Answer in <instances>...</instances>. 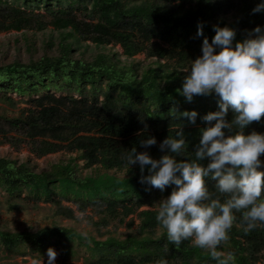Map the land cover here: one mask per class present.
I'll return each mask as SVG.
<instances>
[{
  "label": "trees",
  "instance_id": "1",
  "mask_svg": "<svg viewBox=\"0 0 264 264\" xmlns=\"http://www.w3.org/2000/svg\"><path fill=\"white\" fill-rule=\"evenodd\" d=\"M259 2L0 0V32L43 30L51 24L57 30L70 29L79 39L98 46L120 45L129 58L144 54L158 60L157 67L140 75L134 66L121 65L112 56L76 59L72 45L62 44L58 58L0 68L1 99L10 105L16 103L12 94L28 99L22 117H0V141H12L5 129L8 126L22 134L38 156L65 150L77 153L87 168L126 174L84 177L72 163L37 173L27 164L0 159V191L11 201H45L60 207L63 201L74 202L82 212L93 209L104 226L124 223L131 216L140 220L137 232L125 240L110 237L102 241L62 227L35 234L0 231V261L27 256L40 261L48 258L51 247L63 261L82 258L84 264H216L190 241L176 246L167 240L156 215L158 202L173 186L161 192L142 184L139 166L129 168L126 156L136 147L158 159L164 154L160 142L174 136L179 127L189 141V151L194 149L200 128L206 126L202 117L218 110V98L195 96L186 101L178 92L186 75L183 70L190 60L202 55L203 39L211 42L213 25L235 29L233 46L255 27L264 28V11H252ZM235 12L233 23L223 20ZM198 23H203V36L197 35ZM186 110L198 112L195 124L181 116ZM233 116L230 110L227 119ZM253 130L264 133V117L244 131ZM149 136L156 137L157 144L145 149L140 141ZM209 187L220 195L214 182L209 181ZM236 216L223 250L235 254V264H264V225L246 233L242 214Z\"/></svg>",
  "mask_w": 264,
  "mask_h": 264
},
{
  "label": "clouds",
  "instance_id": "2",
  "mask_svg": "<svg viewBox=\"0 0 264 264\" xmlns=\"http://www.w3.org/2000/svg\"><path fill=\"white\" fill-rule=\"evenodd\" d=\"M252 11H264V0ZM213 28L211 42L203 39L202 55L184 68L178 91L188 102L195 96L218 98V110L202 117L206 126L200 128L199 142L189 151L179 127L160 142L164 154L158 159L133 147L126 161L129 168L139 166L142 184L161 192L173 186L158 202L156 215L168 241L176 246L190 241L216 264H235V254L223 246L230 240L236 213L242 214L246 233L264 225V133L244 131L264 117V28L255 27L234 46V28L219 24ZM197 35L203 36V23H198ZM230 110L234 116L229 121ZM181 116L195 124L198 112L186 110ZM140 144L147 149L157 139L149 136ZM209 181L220 195L210 190ZM57 255L50 247L47 264H56Z\"/></svg>",
  "mask_w": 264,
  "mask_h": 264
},
{
  "label": "rangeland",
  "instance_id": "3",
  "mask_svg": "<svg viewBox=\"0 0 264 264\" xmlns=\"http://www.w3.org/2000/svg\"><path fill=\"white\" fill-rule=\"evenodd\" d=\"M236 18L237 12L230 13L223 20L231 24ZM62 44L72 45V55L76 59L92 61L99 55L112 56L113 60L121 65L134 66L140 75L148 69L157 67L158 64L156 58H149L144 54L129 58L120 45L98 46L90 41L79 39L70 29L57 30L48 24L43 30L0 32V68L16 63L30 65L45 57L58 58ZM62 94L58 92V95ZM2 96L0 94V117L17 119L24 115L28 108L25 103L27 98L12 94L10 96L16 103L10 105L1 99ZM5 129L9 131L8 138L12 141H0V159L27 164L37 173L50 171L56 164L72 163L77 169V174L84 177L104 174L126 176L124 172H107L101 167L100 169L99 167L87 168L85 162L74 152L63 150L38 156L22 134L9 130L8 126H5ZM139 224L140 220L137 216H131L124 223L113 222L104 226L93 209L82 212L74 202L63 201L60 207L45 201L35 204L22 200L11 201L3 191H0V231L3 232L35 234L45 228L62 227L75 229L102 241L110 237L125 240L137 232ZM47 259L36 261L27 256L2 260L0 264H47ZM56 264H84V261L82 258L63 261L57 256Z\"/></svg>",
  "mask_w": 264,
  "mask_h": 264
}]
</instances>
